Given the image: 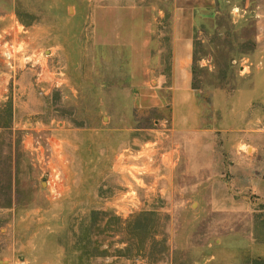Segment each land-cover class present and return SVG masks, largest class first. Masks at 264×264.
<instances>
[{
  "label": "rangeland",
  "instance_id": "obj_1",
  "mask_svg": "<svg viewBox=\"0 0 264 264\" xmlns=\"http://www.w3.org/2000/svg\"><path fill=\"white\" fill-rule=\"evenodd\" d=\"M11 39L0 264H264V0H0Z\"/></svg>",
  "mask_w": 264,
  "mask_h": 264
},
{
  "label": "built area",
  "instance_id": "obj_2",
  "mask_svg": "<svg viewBox=\"0 0 264 264\" xmlns=\"http://www.w3.org/2000/svg\"><path fill=\"white\" fill-rule=\"evenodd\" d=\"M23 51L20 48L18 44L15 43L13 39H11L9 42L6 41L3 43V45L0 42V61H5L10 66L11 74L9 78L5 79V88L8 90L10 83L13 81H16V74L17 70L20 68H23L24 66L31 65L33 67H40V72L37 73V81L39 84H44V81H42V76L46 71V66L44 64V61L39 59L38 63H36L33 58L26 57V59L23 61L20 59L19 56L23 55ZM1 83V82H0ZM1 87V86H0ZM5 98H8V94H4ZM2 97L0 92V98Z\"/></svg>",
  "mask_w": 264,
  "mask_h": 264
},
{
  "label": "crops",
  "instance_id": "obj_3",
  "mask_svg": "<svg viewBox=\"0 0 264 264\" xmlns=\"http://www.w3.org/2000/svg\"><path fill=\"white\" fill-rule=\"evenodd\" d=\"M180 12H177L176 14V24H175V33L178 35V37L175 39L174 43V49L175 51H180L183 49L191 50L192 48V41H191V35L193 33V19L194 15L193 12L187 13V21L184 23L181 20ZM183 24V25H182ZM187 36V37H186ZM183 38H187V42L183 40ZM187 99V102H186ZM174 107L177 110L179 105L181 104V100L184 101L186 106L188 107L187 110H194L193 106V98L191 93L180 92L175 91V97H174ZM183 103V104H184ZM192 113H189V116H191Z\"/></svg>",
  "mask_w": 264,
  "mask_h": 264
}]
</instances>
